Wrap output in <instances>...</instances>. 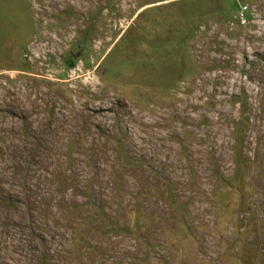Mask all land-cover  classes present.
<instances>
[{
  "label": "rangeland",
  "instance_id": "rangeland-1",
  "mask_svg": "<svg viewBox=\"0 0 264 264\" xmlns=\"http://www.w3.org/2000/svg\"><path fill=\"white\" fill-rule=\"evenodd\" d=\"M0 264H264V0H0Z\"/></svg>",
  "mask_w": 264,
  "mask_h": 264
}]
</instances>
